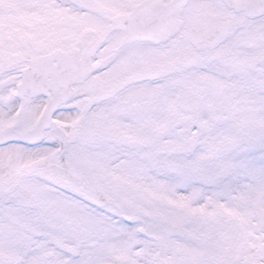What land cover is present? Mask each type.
<instances>
[{
    "label": "snow or ice",
    "instance_id": "6c2138e0",
    "mask_svg": "<svg viewBox=\"0 0 264 264\" xmlns=\"http://www.w3.org/2000/svg\"><path fill=\"white\" fill-rule=\"evenodd\" d=\"M0 264H264V0H0Z\"/></svg>",
    "mask_w": 264,
    "mask_h": 264
}]
</instances>
